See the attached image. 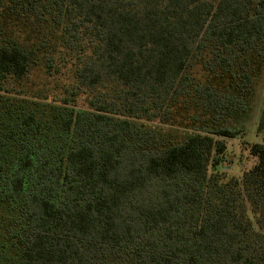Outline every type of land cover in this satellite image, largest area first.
Returning a JSON list of instances; mask_svg holds the SVG:
<instances>
[{"label": "trees", "instance_id": "obj_1", "mask_svg": "<svg viewBox=\"0 0 264 264\" xmlns=\"http://www.w3.org/2000/svg\"><path fill=\"white\" fill-rule=\"evenodd\" d=\"M57 53L87 105L22 89ZM263 84L264 0H0V264H264Z\"/></svg>", "mask_w": 264, "mask_h": 264}, {"label": "rangeland", "instance_id": "obj_2", "mask_svg": "<svg viewBox=\"0 0 264 264\" xmlns=\"http://www.w3.org/2000/svg\"><path fill=\"white\" fill-rule=\"evenodd\" d=\"M4 21L5 18L1 16V22ZM4 25L8 27V32L12 33V35L8 33V37L18 39L17 41L24 44H35L32 34L24 27L23 21H15L13 24L7 23ZM11 25H13L12 28H10ZM50 53H52V50H50ZM74 63V57L66 55L61 56V54L57 53L54 55L55 66L52 69L53 75L48 74V70L44 67V64H42L40 66L33 67L31 74L28 78L24 79L20 85H22V89L28 91L29 95H46L60 104H63V101L68 99L69 101H76L81 107L83 105H87L89 99H92V92L87 91L86 93H81L78 96V91L74 90L75 80L73 75L76 69ZM195 74L198 76L199 80L207 82L208 77L205 73H202L199 69H197ZM218 86L219 84L215 83V87ZM259 95L260 98L256 99L257 102L254 103L256 104V107L252 117L246 120L243 119L242 121H246L245 131L247 132V135L244 139L238 138L225 140L227 150L222 164V167L224 168L222 170L220 169L219 173H221L227 180L232 178L241 180L244 173L251 169L256 163V159L249 156L246 148L247 146L243 143V141H262L263 135L257 134V127L259 124L260 108L262 106L264 94ZM70 103H72V101H70ZM194 115V109H190L186 112L179 110L175 116V125L179 126L181 131L190 132L191 128H193L192 123L195 127H197V125L200 126L202 123V120L194 121ZM228 122H232V119Z\"/></svg>", "mask_w": 264, "mask_h": 264}]
</instances>
